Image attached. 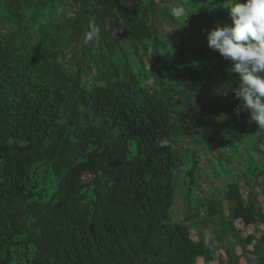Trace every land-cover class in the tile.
<instances>
[{
	"label": "trees",
	"instance_id": "1",
	"mask_svg": "<svg viewBox=\"0 0 264 264\" xmlns=\"http://www.w3.org/2000/svg\"><path fill=\"white\" fill-rule=\"evenodd\" d=\"M229 4L0 0V264H198L208 230L219 264L248 251L264 129L207 39ZM187 185L200 200L177 220Z\"/></svg>",
	"mask_w": 264,
	"mask_h": 264
},
{
	"label": "clouds",
	"instance_id": "2",
	"mask_svg": "<svg viewBox=\"0 0 264 264\" xmlns=\"http://www.w3.org/2000/svg\"><path fill=\"white\" fill-rule=\"evenodd\" d=\"M232 24L207 32L209 46L233 61L231 71L239 74L233 89L240 101L235 109L249 113V119L264 129V0H230ZM97 36L93 23L87 41Z\"/></svg>",
	"mask_w": 264,
	"mask_h": 264
},
{
	"label": "rangeland",
	"instance_id": "3",
	"mask_svg": "<svg viewBox=\"0 0 264 264\" xmlns=\"http://www.w3.org/2000/svg\"><path fill=\"white\" fill-rule=\"evenodd\" d=\"M169 28L171 27L168 26L167 29L169 30ZM87 80H90V78H87ZM201 92H203V90H201ZM208 141H212V138H210ZM187 142L192 143L193 141L191 139H187ZM258 157L260 159H264V152L258 153ZM217 184H219V182ZM204 185H206V181H203V186ZM188 188L189 186L187 185L185 188V192L177 198L174 204V216L177 220H184V218L188 214L189 207L191 206L190 204L197 203L200 200L198 196L194 194L191 195ZM212 225L213 223L209 222L205 227L208 228ZM236 226L238 228H243L245 225L241 220H237ZM249 232H253L256 236V239L253 241L252 244L248 245L249 249L248 251L245 250L246 252H244V255H239V257L235 258L232 261L233 264H264V255L259 256L256 253V251L259 250L261 247L259 237L262 233H264V226L262 224H252L247 227H244L243 236L245 237L246 235H248ZM206 240H209V242L211 243L214 258L212 260H206L201 257L198 261V264H219V258L226 256L225 248L227 247V245L218 242L212 234H209V230L207 232Z\"/></svg>",
	"mask_w": 264,
	"mask_h": 264
},
{
	"label": "built area",
	"instance_id": "4",
	"mask_svg": "<svg viewBox=\"0 0 264 264\" xmlns=\"http://www.w3.org/2000/svg\"><path fill=\"white\" fill-rule=\"evenodd\" d=\"M83 178H84L86 181H88L89 179L92 178V173H90V172H86V173L84 174Z\"/></svg>",
	"mask_w": 264,
	"mask_h": 264
}]
</instances>
